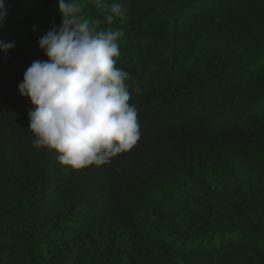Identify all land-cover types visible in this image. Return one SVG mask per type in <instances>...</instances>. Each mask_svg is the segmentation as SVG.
Returning <instances> with one entry per match:
<instances>
[{"label":"trees","instance_id":"1","mask_svg":"<svg viewBox=\"0 0 264 264\" xmlns=\"http://www.w3.org/2000/svg\"><path fill=\"white\" fill-rule=\"evenodd\" d=\"M80 2L124 31L140 139L82 169L32 146L18 85L63 17L59 0H6L0 264H264V0H106L127 8L112 25Z\"/></svg>","mask_w":264,"mask_h":264},{"label":"clouds","instance_id":"2","mask_svg":"<svg viewBox=\"0 0 264 264\" xmlns=\"http://www.w3.org/2000/svg\"><path fill=\"white\" fill-rule=\"evenodd\" d=\"M94 2L108 25L127 15L121 3ZM59 9L61 25L53 24L38 41L48 59L33 61L18 85L20 95L34 105L27 128L32 146L54 150L61 166L108 165L140 139L138 109L130 101L141 89L117 66L125 34L111 27L98 30L100 22L84 17L80 0H59ZM6 16V0H0V22ZM14 47L0 41L5 54Z\"/></svg>","mask_w":264,"mask_h":264}]
</instances>
